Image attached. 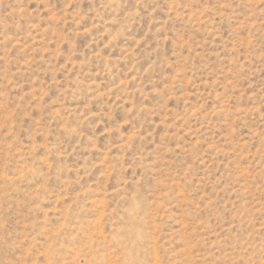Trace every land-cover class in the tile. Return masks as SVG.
Returning <instances> with one entry per match:
<instances>
[{"label": "rangeland", "instance_id": "obj_1", "mask_svg": "<svg viewBox=\"0 0 264 264\" xmlns=\"http://www.w3.org/2000/svg\"><path fill=\"white\" fill-rule=\"evenodd\" d=\"M0 264H264V0H0Z\"/></svg>", "mask_w": 264, "mask_h": 264}]
</instances>
